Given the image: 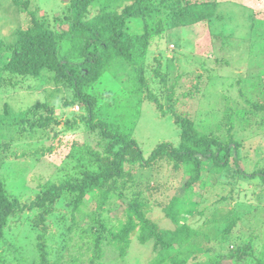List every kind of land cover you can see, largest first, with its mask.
Instances as JSON below:
<instances>
[{
    "label": "trees",
    "instance_id": "obj_1",
    "mask_svg": "<svg viewBox=\"0 0 264 264\" xmlns=\"http://www.w3.org/2000/svg\"><path fill=\"white\" fill-rule=\"evenodd\" d=\"M11 1L20 13H24L26 27L21 24L14 29L12 43L0 38V89L19 88L28 80L42 86L44 78L49 77L70 92L63 107L69 109L77 105V110L61 120L48 99L36 100L18 113H11L5 104L7 120L0 126V264L26 263L27 257L18 244L27 230L35 235L32 250L37 254L31 264H86L81 260L89 252L92 255L88 264H103L104 245H110L118 251L119 257L124 258L135 236L140 243L153 241L156 256L149 264H203L196 254L202 246L200 237L209 241L210 236L202 234L186 219L182 220L178 204L182 203L183 196L173 198L165 208L174 228H160L148 219L147 214L153 206L143 198L142 190L135 187L139 178H136L137 169L134 168L144 172L154 168L156 163L166 161L176 171L184 169L185 180L181 187L187 194L192 192L190 189L195 183L206 189V175L220 174L229 164L232 150L235 151L236 173L254 181L261 187V192L264 191V168L248 173L241 166L243 158L236 156L241 143L232 133L233 117L225 112L224 122L217 123L216 130L209 134L200 132L188 114L175 111L178 102L175 88L180 77L167 87L169 83L163 76L162 60L154 58L158 67L151 69L149 78L145 65L152 44L166 39L172 30L212 20L221 21L219 28L222 31L230 30L231 22L245 21L250 10L245 5L220 0H69L64 8L68 15L63 23L52 29L46 19L39 16L38 8H31L30 0ZM220 34L223 40L229 39L223 32ZM116 62L128 64L132 87L126 100L111 98V91L101 88L105 74ZM199 78L200 74L194 75L192 91L183 96L191 97L199 91ZM261 81L257 80L262 84ZM259 93L264 95V90ZM163 99L167 101V114L171 113L179 126L180 142L177 146L160 143L144 157L133 138L141 105L147 100L164 116L167 114ZM247 103L250 104L248 109L238 110L236 114L250 123L253 115L264 112V101L259 98ZM80 130L93 138L95 144L67 142V146H61L68 153L56 174L29 192L26 199L10 190L8 176L12 174L5 172L3 163L11 157L26 163L31 158L38 161L39 153L45 159L56 147L51 144L46 149L34 152L25 149L18 154L16 148L19 146H15L14 139L53 132L55 141L61 133L73 135ZM127 166L134 170H126ZM126 189L135 192L126 204L123 218L117 220L118 225L106 223L103 217L106 205L114 197L127 195ZM231 193L222 200L233 199ZM90 194L96 198V210L94 215L90 214L93 224L85 226L88 221L84 222L85 218L80 221L79 215ZM189 205L193 208L195 203L189 201ZM240 218L236 210L226 218V229L215 239L219 246H224ZM76 235L78 240L89 238L90 241L78 245ZM219 248L206 251L214 253ZM252 248V244L237 246L235 251L214 256L205 264H221L228 258L246 264ZM255 264H264V252L256 258Z\"/></svg>",
    "mask_w": 264,
    "mask_h": 264
},
{
    "label": "rangeland",
    "instance_id": "obj_2",
    "mask_svg": "<svg viewBox=\"0 0 264 264\" xmlns=\"http://www.w3.org/2000/svg\"><path fill=\"white\" fill-rule=\"evenodd\" d=\"M68 2L69 0H30V6L32 9L38 8L39 16H43L49 26L55 29L63 23L65 15H68V13L65 14L64 9ZM220 2L245 5L251 12L250 16L245 13L248 16L245 21H232L230 30L222 31L219 28L220 20L172 30L166 39L157 40L152 44L148 52L145 72L149 78L151 69L158 67V62L154 59L157 57L162 60L161 67L165 73L163 76L169 83L167 87L177 76L180 77L175 88V97L178 99L175 111L178 114H188L200 132L209 134L216 130L217 123L223 124L225 112L227 116L233 117L235 121L232 133L234 139L241 143L236 156L243 158L241 166L250 173L252 170L264 168V112L253 115L252 121L246 123L236 114V111L243 108L248 109L250 104L247 101L259 98L264 101V95L259 93L264 90V0H220ZM235 8L238 11L237 7ZM24 21V13H20L19 8L13 5L11 0H0V38L6 40L7 43H12L14 29L21 24L22 27H26ZM221 32L229 39L223 40ZM195 74L201 75L199 91L191 97H185L183 94L189 95L192 91L190 88ZM260 78L262 81L259 80ZM44 80L42 86L39 82L28 80L19 88L0 89V119L2 120L0 126H4L3 122L7 120L4 117L5 104L8 105L11 113H18L24 111L26 105L36 100L48 99L47 101L54 106L56 115L61 120H64L68 113L76 112L77 105L69 109H65L62 105L70 92L63 85H56L49 77L48 79L45 77ZM151 83L157 87L154 80H151ZM131 87L128 64L124 65L122 62L114 64L105 74L101 84L102 90H110L111 98L117 97L118 100L128 99ZM162 104L167 114L169 111L167 101L163 99ZM77 112H80V109ZM179 134V126L175 123L171 113L161 116L154 104L147 100L142 103L133 138L138 142L144 157H148L160 143H172L177 146L180 142ZM53 136V132H43L27 136L22 140L14 139L15 146L18 145L20 149L16 148L18 154L25 149L34 152L36 149L49 148L51 144L56 146L53 154L45 159L39 153L38 161L31 158L26 163L11 157L6 164L3 163L2 168L5 172L12 174L8 177L10 190L14 194H21L26 199L29 192L54 176L61 166L62 159L68 153L62 150L64 146H67V142L95 144L93 138L83 130L73 135L69 132L61 133L55 141ZM234 153L233 150L230 152L229 164L220 174L206 175V189L200 188L198 183H195L191 186L190 194H187L181 187L185 180L184 169L176 171L173 165L166 161L158 162L154 168L144 172L139 171L138 167L134 168L137 169L135 176L139 178L136 179L135 187L138 186L142 190L143 198L149 200L150 206H153V210L147 214L148 219L154 221L160 228H174L173 222L167 218L165 208L173 198L183 196L182 203L178 204L182 210V220L186 219L188 224L201 231L202 234L210 236L209 241L200 237L202 246L196 254H199L198 261L203 264L210 263V258L214 256L235 251L237 246L247 244H252L253 248L249 250L251 256L246 264H255L256 258L264 252V191L261 192V187L256 186L254 181L244 179V176L236 173ZM134 169L129 166L126 168L132 171ZM128 185L130 186L131 183ZM132 191L126 189L127 195L121 198L114 197L111 202H108L103 214L106 223L118 225L117 220L123 218L126 204L135 192ZM230 193L232 196L234 194L233 199L222 200L223 196H228ZM95 199V196L90 194L79 215L80 221L83 218H85L84 222L88 221L85 226L93 224L90 214L94 215L93 212L96 210ZM189 201L195 203L193 208L190 207ZM189 209L190 213H188ZM235 210L241 218L233 227L227 241H224L226 242L224 246L222 244L219 246L215 239L221 231L226 229L228 223L225 220ZM23 229L25 233V226ZM28 231L21 235V241L18 244L23 255L27 257L25 264H31L37 254L36 250H32L35 235ZM10 238L15 239L12 235ZM76 240L78 245L90 241L89 238L86 241L78 240V235H76ZM153 244V241L140 243L135 236L124 258L119 257L118 251L110 245H104L105 255L101 262L103 264H149L156 256ZM214 247L221 248L214 250V253L206 251ZM91 255L92 252L86 253L81 260L82 263L88 264V258ZM221 264L245 263L237 262L235 258L232 260L228 258L224 259Z\"/></svg>",
    "mask_w": 264,
    "mask_h": 264
}]
</instances>
